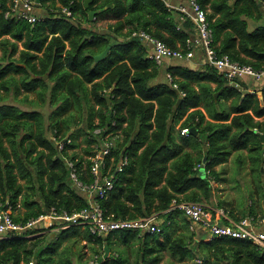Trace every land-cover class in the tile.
Instances as JSON below:
<instances>
[{
	"label": "trees",
	"instance_id": "obj_1",
	"mask_svg": "<svg viewBox=\"0 0 264 264\" xmlns=\"http://www.w3.org/2000/svg\"><path fill=\"white\" fill-rule=\"evenodd\" d=\"M10 1L0 0V92L7 96L0 94V209L9 208L14 222L35 218L51 206L68 212L86 207L88 200L74 186L70 174L74 169L82 184L92 182L89 157L95 154L93 146L100 145L106 134L114 138V147L102 173L114 175V184L105 198L97 199L104 215L130 220L164 217L158 234L140 235L138 230H125L107 235V242L115 235L125 241L129 237L142 241L144 256L142 261L138 257L135 264H157L163 250L179 259L194 253L183 238L166 245L177 213L166 211L173 200L206 201L211 207L221 208V203L215 205L212 200V188L220 180L214 168L225 163L232 153L237 154L236 166L242 168L249 163L255 176L261 177L258 186L263 189L264 143L256 133L264 132V81L252 84L255 90L250 94L245 85L244 91L228 87L223 76L208 66L198 71L182 64L174 66L173 61L167 66L158 65L148 58L149 49L130 37L132 32L143 30L172 49L186 50V40L192 34L189 20L180 23L178 14L169 11L162 0H90L87 8L86 0H33L42 13L39 12V21L29 24L5 17ZM197 2L208 10L217 53L256 70L263 69L264 12L258 1ZM62 7H69L70 14H63ZM88 11L99 12L89 17ZM109 19L114 20L106 23L109 33H98V23ZM250 21L255 23L252 29ZM106 49V56L96 60ZM167 75L177 84V90ZM202 80L216 82L217 86L211 90ZM35 86L42 89L40 100L44 101V91L48 90L51 106L59 103L51 118L64 114L73 105L78 120L72 114L66 115L45 128L42 113L22 111L3 102L9 96L17 101L21 90ZM220 89L223 91L215 100L213 94ZM221 99L230 100L229 106L222 109ZM201 102L205 111L200 109ZM28 120L33 121L35 130L24 144L17 140V134ZM81 123H86L85 127H79ZM184 128L189 129L186 137L180 135ZM97 129L101 131L95 133ZM79 133L85 135L82 142L86 158L68 153L78 146L75 141ZM185 143L198 148L199 153L193 157L184 152ZM122 159L126 164L114 174ZM198 165H203L204 177L199 175ZM19 178L30 183L35 180L37 187L27 185L30 193L24 192ZM36 194L39 197L34 200ZM21 207L26 209L24 216H13ZM230 216L240 219L231 213ZM45 238V234L28 239L9 232L0 238V264H28L32 260L50 264L61 241L56 237L43 246ZM195 250L205 251L208 262L212 258L219 263L264 264V249L248 241L200 240ZM104 264H123V259L113 257Z\"/></svg>",
	"mask_w": 264,
	"mask_h": 264
},
{
	"label": "built area",
	"instance_id": "obj_2",
	"mask_svg": "<svg viewBox=\"0 0 264 264\" xmlns=\"http://www.w3.org/2000/svg\"><path fill=\"white\" fill-rule=\"evenodd\" d=\"M169 11L176 12L180 23L189 20L192 23L191 36L186 40V50L172 49L164 42L152 37L143 30H137L131 33L130 37L142 42L148 49V58L152 59L158 65L163 61L183 60L190 61L197 51H201L203 62L206 66L213 68L218 74L226 80L227 86L238 91H244V85L247 86V92L254 93L252 84L262 83L264 81V68L256 70L250 65H242L230 59L228 55H219L215 49V41L212 30L207 20V11L204 10L197 0H162ZM260 2V8L264 12V0ZM61 12L69 15V7H62ZM5 17H13L17 20H24L29 24H34L41 19L36 12L35 2L33 0H11L8 3V10ZM180 25L177 26V29ZM168 81L172 84V79L167 75ZM172 88L177 90L176 83ZM180 92V96L184 97ZM101 130L97 129L95 133ZM189 129H181L180 135L187 136ZM114 147V138L110 134L103 136L100 145H94L95 154L89 157L91 162L90 173L93 177L88 185L82 184L76 177L75 170L72 169L70 177L77 190L86 196L87 206L76 211L68 212L65 209L51 206L45 212L35 218L25 222H14L11 218V211H0V238L9 232H14L16 236H25L31 238L48 232H57L72 227L83 228L95 237H106L115 232L125 230H138L140 233L158 234L160 227L155 222V216L138 219H113L112 216H105L101 210L97 199L106 197L108 191L114 184V175H103L105 159L110 155ZM126 160H120L114 174L122 171ZM202 168L203 165H198ZM167 212H177L190 221L193 227H200L207 233L208 241L220 238H230L242 241H248L253 245L264 248V231H256L255 226L264 223L263 217L253 216L245 217L237 221H226L224 211L220 208L207 207L201 203L173 200ZM29 231H35L33 234H27ZM28 264H36L30 261Z\"/></svg>",
	"mask_w": 264,
	"mask_h": 264
},
{
	"label": "rangeland",
	"instance_id": "obj_3",
	"mask_svg": "<svg viewBox=\"0 0 264 264\" xmlns=\"http://www.w3.org/2000/svg\"><path fill=\"white\" fill-rule=\"evenodd\" d=\"M105 22H99V28H102V31L107 28ZM172 62V61H171ZM19 79V77H16ZM164 79V77L162 78ZM47 80V77L44 79ZM90 88V86H88ZM63 89H61L62 91ZM42 91L40 86H35L33 89H29L27 91L21 90L20 95L18 96V100L14 101L11 96H9L5 101L17 106L22 111H30L36 113H42L45 128L50 127V123L56 118H63L64 116L71 114L74 115L75 120L77 121V112L74 106L72 105L70 109L67 110L64 114H56L51 118L52 111L55 110L58 106H51L50 101V93L48 90L44 91V101L40 100L39 93ZM0 94L4 97H7L4 92H0ZM24 97H26L27 102L20 101ZM90 98V96H89ZM92 102V100L90 99ZM227 101H222L224 105H227ZM83 110V118H86L87 112H84L86 109L84 104L82 105ZM97 106H95V109ZM223 109V107H221ZM83 119V120H84ZM95 123L98 122L97 119H93ZM86 123H81L79 127H85ZM34 123L33 121H25L24 128L17 134V140L23 141L26 144L30 139L27 138L34 133ZM49 133V132H47ZM85 135L83 133H79L76 136L77 147L73 149H69L68 153H77L78 155H83V149L86 145L82 142ZM10 151H13V148L10 144H7ZM246 151H243L245 155ZM242 154V155H243ZM236 153H232L227 161L223 164L217 165L214 169L219 173L220 180L219 182L213 186V203L216 205L217 203H221L223 209L227 212L237 210L240 213L247 206V202L253 196V202H257L255 208H261L264 206V188L259 187L258 180L261 178L260 176H255V173L249 168L248 164H245L242 168L236 166L235 157ZM86 158V156H84ZM264 181V180H263ZM18 183L23 185L24 192L30 193V190L26 188L27 185L35 184V180L30 183L25 179H18ZM37 187V184H35ZM263 196L261 197V195ZM38 195L34 196V200L38 199ZM22 197H19V201L22 203ZM207 207H211L208 202L203 201L201 203ZM26 209L21 207L18 211L12 213L13 216L23 217ZM235 212L236 214H239ZM155 222L160 227V218L155 219ZM162 224V223H161ZM64 230H59L57 232H49L46 233L45 242L43 246L50 243L52 239L56 237H60V245L55 254L53 255V261L50 264H103L104 261L108 262V256L117 257L119 255L121 259L125 260L124 264H135L137 262V257L142 254L141 246L139 240L137 241V237H129V240L125 241L121 236L117 235L112 238V245L110 247H106L101 244V242L96 239H91L87 230H83L81 228H76L74 231L66 232V234H62L61 232ZM181 236H184V240L187 242L190 240L189 234L187 230L182 229ZM61 233V235L59 234ZM143 234V233H141ZM171 238L177 237L173 236L169 233ZM203 235V234H201ZM204 236V235H203ZM106 241V237L103 238ZM207 240V239H206ZM205 239L203 241H206ZM170 242H167L168 246ZM194 253L190 256L185 257L184 259H179L176 256H172L168 250L161 251V261L159 264H229V262L219 263L215 259H210V262L206 261L207 253L202 251H196L193 249ZM140 252V253H139ZM143 258V254H142ZM106 259V260H105Z\"/></svg>",
	"mask_w": 264,
	"mask_h": 264
},
{
	"label": "crops",
	"instance_id": "obj_4",
	"mask_svg": "<svg viewBox=\"0 0 264 264\" xmlns=\"http://www.w3.org/2000/svg\"><path fill=\"white\" fill-rule=\"evenodd\" d=\"M87 1V0H86ZM230 1H233V0H230ZM88 2H90V1H88ZM88 2H86L85 3V8H87V6H88ZM177 2H181V3H183V2H185V0H177ZM35 3L37 4V8H36V12L37 13H42L40 10L42 9L39 5H38V3H37V1H35ZM208 11V10H207ZM99 11H94V12H91V11H88V15H89V17H91L92 15H94V14H97ZM108 21H110L111 23L113 22L114 23V20H112V19H109ZM105 22V21H104ZM106 24V23H105ZM254 25H255V23L253 22V21H250L249 22V26H250V29H252L253 27H254ZM257 26V25H256ZM98 33H100V34H108L109 33V30L106 28L105 30H103L102 31V28H100V29H98ZM19 45V48H21V45L20 44H18ZM0 56H1V51H0ZM173 63H174V66H176V65H178V64H182V65H185V66H187V67H189L190 69H193V70H198V71H202L204 68L206 69V65L204 64V62H203V55H202V52L201 51H197L196 53H195V55H194V57L190 60V61H185V62H180V61H176V60H173ZM163 64H165L166 66L167 65H169V64H171V61H167V60H165V61H163ZM201 83L202 84H205L209 89H211V90H213V89H215L216 88V86H217V83L216 82H211V81H206V80H202L201 81ZM194 87H195V89H198V86L196 85V84H192ZM226 85H227V83H226ZM260 85V84H259ZM221 91H223V89H220ZM219 90V91H220ZM218 92V91H217ZM216 92V93H217ZM222 93V92H221ZM220 93V94H221ZM215 94V93H214ZM213 94V95H214ZM219 94V95H220ZM222 101H227L226 103H227V105H224L223 103H222ZM221 103H220V107H223V108H226L227 106H229V104H230V100H225V99H221V101H220ZM200 109L202 110V111H205V109L203 108V103L201 102V106H200ZM207 118V120H210V118L208 117V116H206ZM176 129V128H175ZM175 134H176V131H175ZM122 137V136H121ZM116 139V138H115ZM184 152H187V153H190L193 157H195L196 155H197V153H199V151H198V148H192V146L191 145H189L188 143H185L184 144ZM246 153V152H245ZM247 154V153H246ZM246 164H248L249 165V163L247 162ZM199 171H202V170H199ZM203 172V171H202ZM264 180V179H263ZM264 182V181H263ZM264 188V187H263ZM263 196V194L261 195V197ZM256 203L257 202H253V196L249 199V201L247 202V206L242 210V212H238L237 210L239 209V208H237V210H235V211H232L233 209H231V211H226L225 209H223V207L221 206V208L220 209H222L223 211H224V214H225V217H226V219L227 220H224V222H226V221H229V220H232V221H237V220H235L232 216H230V213L232 214V215H234V216H236L237 218H240V219H242V218H245V217H250V216H254V217H256V218H260V217H263V212H264V206H261V208L259 207V208H255V205H256ZM213 208H218V207H216V206H214L213 205ZM250 211H253L254 213L253 214H250ZM235 212H238L239 214H236ZM239 219V220H240ZM164 221V217L162 216V217H160V225H161V223ZM186 222H188L182 215H180V214H178V213H176L174 216H173V223H171V222H169L168 224L170 225V223H171V226H170V228H169V230H168V235H169V241H167V242H171V241H173L174 239H176V238H184V236H181V234H182V232H181V230L182 229H184V230H187L188 231V234H189V239H192V241L190 242V240L188 241L189 242V246H190V248L192 247L193 249H195L196 247H197V245H198V242L200 241V240H206L207 239V233L204 231V230H201L200 229V227H195V226H191L190 225V223L188 224V226L186 225ZM81 229H83V228H81ZM84 230V229H83ZM255 230L256 231H264V223H259L258 225H256L255 226ZM169 233H171L173 236H177V237H174V238H171V236H170V234ZM201 234H203V235H201ZM140 235H142V234H140ZM115 236H117V235H115ZM115 236H113V237H115ZM107 237V236H106ZM112 237V238H113ZM102 238H104V237H102ZM112 238H111V240H112ZM137 239V241L139 240L138 238H136ZM129 240V239H128ZM160 240L161 241H163V237H160ZM208 240V239H207ZM110 243V244H109ZM139 243H140V246H141V244H142V241L141 240H139ZM101 244L103 245V247L104 246H106L107 248L108 247H110L111 245H112V241H108L107 242V240L106 241H104V240H102V242H101ZM261 248H263V247H261ZM264 249V248H263ZM144 250H143V248L141 247V251L140 252H142V254H143V256H144V252H143ZM139 252V253H140ZM142 254H140L141 255V258H140V256H139V259H140V261H142ZM116 256H119V255H116ZM109 257H111V258H113V256L111 255V256H108V258ZM114 258H116V257H114ZM138 258V257H137ZM106 260V259H105ZM160 261H161V259H160ZM160 261L157 263V264H159L160 263ZM106 261H104V263H105ZM103 263V264H104ZM125 263V260H123V264Z\"/></svg>",
	"mask_w": 264,
	"mask_h": 264
},
{
	"label": "water",
	"instance_id": "obj_5",
	"mask_svg": "<svg viewBox=\"0 0 264 264\" xmlns=\"http://www.w3.org/2000/svg\"><path fill=\"white\" fill-rule=\"evenodd\" d=\"M88 1H90V0L85 1V3L88 2ZM258 4L260 5V2H258ZM107 52H108V49H106L103 53H101L100 55H98V56L96 57V60H99V59L104 58V57L106 56ZM46 77H47V75H44V76H43V79H45ZM31 79H32V77H31L30 79H28V82H29ZM221 92H222V91L220 90V91H218L217 93L214 94V99H215V100L218 98V96H219V94H220ZM179 102H180V100L178 101L177 104H179ZM256 134H258V136H259L261 142L264 143V132H263V133H258V132H257ZM204 160H205V159H204ZM199 175H200L201 177H204L205 174H204L203 172H200ZM140 258H141V255H140Z\"/></svg>",
	"mask_w": 264,
	"mask_h": 264
},
{
	"label": "clouds",
	"instance_id": "obj_6",
	"mask_svg": "<svg viewBox=\"0 0 264 264\" xmlns=\"http://www.w3.org/2000/svg\"><path fill=\"white\" fill-rule=\"evenodd\" d=\"M259 2V1H258ZM260 6V5H259ZM184 137V136H183ZM197 169H199V170H202V168H197ZM203 171V170H202ZM202 171H199V173L200 172H202ZM204 173V172H203ZM2 209H0V211H1ZM77 228V227H76ZM35 233V232H34ZM49 233V232H48ZM29 234H33V233H29ZM44 234H46V233H44ZM41 235V234H40ZM36 236V235H35ZM35 236H33V237H35ZM33 237H31V238H33ZM31 238H28V239H31ZM33 261V260H32ZM35 262V261H34Z\"/></svg>",
	"mask_w": 264,
	"mask_h": 264
}]
</instances>
